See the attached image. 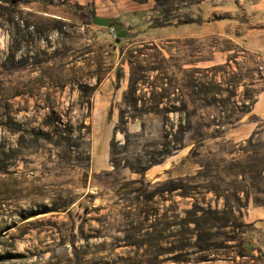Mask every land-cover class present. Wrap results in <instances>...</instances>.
<instances>
[{
	"label": "rangeland",
	"instance_id": "rangeland-1",
	"mask_svg": "<svg viewBox=\"0 0 264 264\" xmlns=\"http://www.w3.org/2000/svg\"><path fill=\"white\" fill-rule=\"evenodd\" d=\"M263 91L264 0H0V264H264Z\"/></svg>",
	"mask_w": 264,
	"mask_h": 264
},
{
	"label": "crops",
	"instance_id": "crops-1",
	"mask_svg": "<svg viewBox=\"0 0 264 264\" xmlns=\"http://www.w3.org/2000/svg\"><path fill=\"white\" fill-rule=\"evenodd\" d=\"M188 28V27H187ZM190 29L188 30H191V31H195V35L196 37H204V36H207L209 35V31H207L204 26H195L193 25L189 27ZM169 30V31H168ZM186 30L183 28V26L181 27H168V28H165V32H167V38L169 39H176V38H181V37H184L186 36V34H184ZM251 42V40H250ZM262 42V41H260ZM253 113L260 117L261 119H264V91L260 94L255 106H254V109H253ZM253 130V128L250 126V125H242V129H239V130H235L233 132H231V134L229 135L230 138L232 140H235V141H241L243 139H245L249 134L250 132Z\"/></svg>",
	"mask_w": 264,
	"mask_h": 264
},
{
	"label": "trees",
	"instance_id": "trees-1",
	"mask_svg": "<svg viewBox=\"0 0 264 264\" xmlns=\"http://www.w3.org/2000/svg\"><path fill=\"white\" fill-rule=\"evenodd\" d=\"M91 23L97 24V25H101V26H114L116 28H118L119 26L117 25V23L112 22L108 19H100V18H94L92 19ZM117 39L119 37H116ZM136 81L135 80H131V84H130V88H129V92L131 94H135L138 89H137V85H135Z\"/></svg>",
	"mask_w": 264,
	"mask_h": 264
},
{
	"label": "built area",
	"instance_id": "built-area-1",
	"mask_svg": "<svg viewBox=\"0 0 264 264\" xmlns=\"http://www.w3.org/2000/svg\"><path fill=\"white\" fill-rule=\"evenodd\" d=\"M112 34H113V36L116 38V35H115L114 31H112Z\"/></svg>",
	"mask_w": 264,
	"mask_h": 264
}]
</instances>
